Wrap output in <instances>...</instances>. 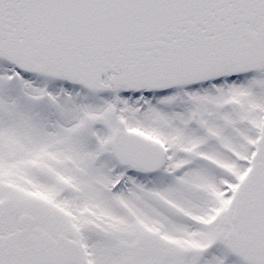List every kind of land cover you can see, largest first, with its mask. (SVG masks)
Returning a JSON list of instances; mask_svg holds the SVG:
<instances>
[{
    "label": "snow or ice",
    "instance_id": "obj_1",
    "mask_svg": "<svg viewBox=\"0 0 264 264\" xmlns=\"http://www.w3.org/2000/svg\"><path fill=\"white\" fill-rule=\"evenodd\" d=\"M0 264H264V0H0Z\"/></svg>",
    "mask_w": 264,
    "mask_h": 264
}]
</instances>
